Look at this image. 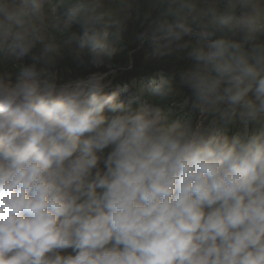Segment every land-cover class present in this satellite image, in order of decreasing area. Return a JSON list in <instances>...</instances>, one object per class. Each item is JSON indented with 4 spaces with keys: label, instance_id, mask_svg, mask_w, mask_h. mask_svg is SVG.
<instances>
[{
    "label": "clouds",
    "instance_id": "clouds-1",
    "mask_svg": "<svg viewBox=\"0 0 264 264\" xmlns=\"http://www.w3.org/2000/svg\"><path fill=\"white\" fill-rule=\"evenodd\" d=\"M152 5L138 39L186 53L195 123L164 74L109 79L130 0H0V264H264V0Z\"/></svg>",
    "mask_w": 264,
    "mask_h": 264
},
{
    "label": "rangeland",
    "instance_id": "rangeland-1",
    "mask_svg": "<svg viewBox=\"0 0 264 264\" xmlns=\"http://www.w3.org/2000/svg\"><path fill=\"white\" fill-rule=\"evenodd\" d=\"M130 2H131V7L128 10V19L126 21L124 36H123V39L117 44L118 51H117V54L113 60V64L116 66L115 67V75L109 77V79L112 81V83L116 82L117 80H120L122 77H124V75L127 74V73L123 72V69L121 68V64L122 63L125 64L126 62L132 63L134 61L132 55H130L128 52L124 53V50L126 47L131 46V45H135L134 44L135 41L132 42V41H130V38H129V31H131L132 23L136 20H141V18L139 17L141 14H145V15L149 14V15L153 16L154 14L159 13V10L157 8L153 7L152 0H130ZM74 27L75 26L73 25L71 31L65 35H61L59 32H56V31L52 32V36L64 48L65 53H67L71 48L77 46L78 37L80 36V34L77 36V38L74 39L73 38L74 33L76 35V34H78L79 31L83 30L80 25H77L75 28ZM81 34H83V32ZM140 47H142V45ZM140 47L137 48V50H142V55L144 56L143 59L145 60L143 62L144 66H141V67L146 69V67H150V66L151 67H153V66L154 67H160V66L165 64L163 62V60H161V58H158V59H148L147 58L148 54L150 52V46L149 45L144 47L143 49ZM127 53H128V55H127ZM66 55L64 56V58L59 63V66L61 65V63L66 61V59H67ZM187 61H188L187 62L188 64H191L190 60L187 59ZM30 62L31 61L29 58H25L24 60L20 61L21 64H28ZM0 70H4L3 66H0ZM94 70L101 71V72L109 71V69H107V68H101V69L94 68ZM58 71L60 72V74L65 79H73L76 77L75 74H73L70 71V69L67 67H65L64 69L59 68ZM146 72L148 74L151 73L148 70ZM150 76H149L150 78H147V79L145 78L137 84L147 82L148 80H150L151 78H153L157 75H156V73H153ZM177 88H178V94L175 97L168 99L167 101L161 102V103H163V105L162 106L160 105V106L162 108H164L165 111H167L173 117V119L188 120L186 117L190 116L191 119H189V120L192 121V119L197 117V119H196V121H197L199 119L198 113L192 111L190 108H184V109L180 108V104L184 100V98L186 96L190 95L189 90L184 88L183 86L179 85V83H177ZM134 91H135V89H134ZM128 94L129 93H127L126 95L128 96ZM122 99H124V96L122 97ZM148 102H153V101L149 100ZM168 106L175 107V110L169 109ZM232 131L234 132V131H236V129H233Z\"/></svg>",
    "mask_w": 264,
    "mask_h": 264
},
{
    "label": "trees",
    "instance_id": "trees-1",
    "mask_svg": "<svg viewBox=\"0 0 264 264\" xmlns=\"http://www.w3.org/2000/svg\"><path fill=\"white\" fill-rule=\"evenodd\" d=\"M155 18H156V16H155ZM152 20L153 19L144 20V21H140V22H137V23L132 25V29H131V31H129V38H130V40H134L136 42V45H134V47L133 46L130 47L129 51L135 50L138 47H140L141 45H142V49L149 45L147 42H144L142 44L141 41H139L138 36H139V34H141L142 32L146 31L149 28ZM66 57H67L66 61L61 63L60 66L58 65V69L59 68L64 69L65 67L69 68L70 71L73 74H75V76H76L75 78L86 77L87 75H89L93 72H96V70H94V68H92V67L82 68V67L77 66V64L72 60L70 55H68V56L66 55ZM143 57L144 56L142 55V50H138L137 52H135V54L133 56L134 65L132 66L133 68L131 70H128V67H129L128 62H126L125 64L122 63L121 68L123 69V72L127 73V74L124 75V77H122L120 80L127 81V80H129V78H132V76H138L139 74L146 73L147 70L150 71L152 69L155 70L157 68H163L167 72L170 73L172 79L174 81H176V83H179L178 73L181 70H184V69L191 66V64L187 63L188 61H187L186 53H181V52H177V53H174L172 55L162 57L161 60H163V62L165 64L160 66V67H157V68L150 66V67H146V69H144L143 67H141V66H144L143 62L145 61L143 59Z\"/></svg>",
    "mask_w": 264,
    "mask_h": 264
}]
</instances>
